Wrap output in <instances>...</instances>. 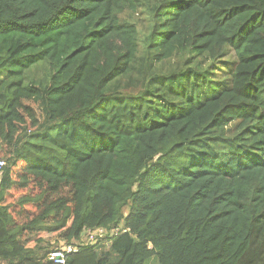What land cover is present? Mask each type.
I'll use <instances>...</instances> for the list:
<instances>
[{"label":"trees","instance_id":"obj_1","mask_svg":"<svg viewBox=\"0 0 264 264\" xmlns=\"http://www.w3.org/2000/svg\"><path fill=\"white\" fill-rule=\"evenodd\" d=\"M0 74V264H264V0H0Z\"/></svg>","mask_w":264,"mask_h":264},{"label":"rangeland","instance_id":"obj_2","mask_svg":"<svg viewBox=\"0 0 264 264\" xmlns=\"http://www.w3.org/2000/svg\"><path fill=\"white\" fill-rule=\"evenodd\" d=\"M121 19L123 21H126L131 24L137 25L139 28H143L147 24V14L145 12V9H140L137 12H132L128 11L125 12L123 15H121ZM235 55L233 52H229L228 57L225 59H222L220 61H212L208 58L207 55L204 56H198L195 52L193 51H185L182 53H178L172 58L171 60L164 62L163 64L157 66L155 70V75L160 76V77H168L172 75H176L178 73H181L187 69H194L197 72H202L207 70L210 67H215L217 63H223V62H235ZM223 64H220V67ZM219 73V72H218ZM47 76V68L45 65H40L37 66L33 69H31L27 74H26V82H36V81H41L45 79ZM6 76L4 74H0V79L5 78ZM125 83V81H123ZM139 90L132 91V94H137ZM3 173L0 175V182L2 181ZM48 249L42 252H39L36 256L38 260L40 259H47L49 258V254L51 253L50 251L57 249L61 247L60 244H50L48 245ZM100 249L103 248L105 249L104 251H108V247L105 244L100 245ZM50 252V253H49ZM16 262H5L3 261L1 264H15ZM148 264H158L157 259L151 260Z\"/></svg>","mask_w":264,"mask_h":264},{"label":"built area","instance_id":"obj_3","mask_svg":"<svg viewBox=\"0 0 264 264\" xmlns=\"http://www.w3.org/2000/svg\"><path fill=\"white\" fill-rule=\"evenodd\" d=\"M5 166L6 162L0 159V175ZM128 233H130V229L126 228L123 223L113 229L87 228L78 240L69 244L63 243L61 247L51 251L48 260L54 264H67L72 255L80 253L83 249L102 244L109 246L115 238Z\"/></svg>","mask_w":264,"mask_h":264},{"label":"crops","instance_id":"obj_4","mask_svg":"<svg viewBox=\"0 0 264 264\" xmlns=\"http://www.w3.org/2000/svg\"><path fill=\"white\" fill-rule=\"evenodd\" d=\"M63 243H61L60 245H62Z\"/></svg>","mask_w":264,"mask_h":264}]
</instances>
